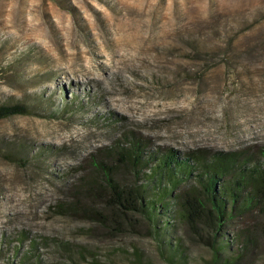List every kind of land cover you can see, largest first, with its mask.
Masks as SVG:
<instances>
[{
    "label": "rangeland",
    "instance_id": "1",
    "mask_svg": "<svg viewBox=\"0 0 264 264\" xmlns=\"http://www.w3.org/2000/svg\"><path fill=\"white\" fill-rule=\"evenodd\" d=\"M18 100L30 113L0 120V237L39 239L44 264H131L132 248L157 263L143 227L95 215L107 190L94 163L125 185L114 152L133 138L177 152L263 147L264 0H0V103ZM259 223L228 226L255 236L232 264H264ZM177 232L204 264L206 247Z\"/></svg>",
    "mask_w": 264,
    "mask_h": 264
},
{
    "label": "trees",
    "instance_id": "2",
    "mask_svg": "<svg viewBox=\"0 0 264 264\" xmlns=\"http://www.w3.org/2000/svg\"><path fill=\"white\" fill-rule=\"evenodd\" d=\"M75 99L69 95L64 106H72ZM30 108L21 100L0 103V120L27 115ZM117 148V161L126 167L130 181L120 185L110 165L94 163L107 190L106 211L102 217L95 215L117 229L119 218L131 227L140 225L152 238L158 262L132 248L131 264H194L177 232L181 230L206 247L204 264H232L255 245V236L251 230L228 233V226L252 215L260 222L255 232L264 239V146L253 153L177 152L152 149L133 138ZM15 149L22 158L28 155L26 143ZM11 237H0V264H44L39 239L24 232Z\"/></svg>",
    "mask_w": 264,
    "mask_h": 264
}]
</instances>
